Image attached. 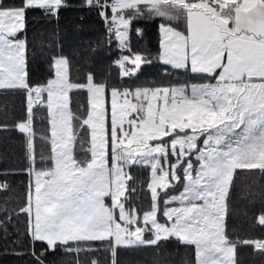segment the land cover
Listing matches in <instances>:
<instances>
[{
  "label": "snow or ice",
  "instance_id": "snow-or-ice-1",
  "mask_svg": "<svg viewBox=\"0 0 264 264\" xmlns=\"http://www.w3.org/2000/svg\"><path fill=\"white\" fill-rule=\"evenodd\" d=\"M85 5L97 10L109 46L121 53L113 62L119 79H138L155 61L167 83L117 87L90 72L73 79L62 56L52 58L46 79L32 81L28 18H58L67 2L0 0V91L26 98L15 127L29 182L17 214L26 216L33 246H47L39 255L33 247L37 264L58 245L75 264L82 252L101 249L119 264L120 249L170 239L193 249L192 264H237L238 245L264 253V237L232 239L226 225L236 172L264 173V0ZM155 18L158 51H134L133 22ZM73 93L86 96L75 110ZM134 168L148 172L138 202ZM10 189L0 178V192ZM256 222L264 228V211Z\"/></svg>",
  "mask_w": 264,
  "mask_h": 264
},
{
  "label": "trees",
  "instance_id": "trees-1",
  "mask_svg": "<svg viewBox=\"0 0 264 264\" xmlns=\"http://www.w3.org/2000/svg\"><path fill=\"white\" fill-rule=\"evenodd\" d=\"M66 2L68 6L60 11L58 18L41 15L36 18L30 15L28 18L26 34L32 81L46 79L50 74L52 58L62 56L69 61L73 79L83 80L90 72L97 82H107L117 87L167 83L161 73L162 66L155 61L142 66L138 79H119L118 69L113 62L121 53L114 42L109 46L105 24L97 10L87 7L85 0ZM159 23V18L133 22L130 43L134 51L153 55L158 51ZM137 28L142 29L141 36L136 34ZM72 96L74 110L86 104L84 93H73ZM25 110L23 92L0 91V178L7 179L11 186L10 191L0 192V264H37L32 255L33 247L37 255L47 249L42 242H36L33 246L27 234L26 216L17 214L19 206L25 202L29 182L24 137L15 127L16 122L24 117ZM42 115L38 113L37 127H40ZM131 175L138 178L135 185L138 202L139 198L147 195L142 182L147 180L148 172L134 168ZM227 205L226 225L230 238L264 237V228L256 222L257 215L264 211V173L259 170H238ZM5 207L7 214L3 210ZM93 258L98 259L100 264H110V255L105 249L80 254L81 264H91ZM193 258V249L175 239L162 240L156 246L120 249L117 257L119 264H192ZM40 259L44 264H75V255L64 252L63 246L59 245L54 251L46 250ZM236 262L264 264V253L252 246L238 245Z\"/></svg>",
  "mask_w": 264,
  "mask_h": 264
}]
</instances>
